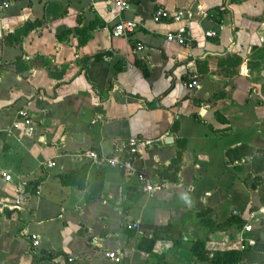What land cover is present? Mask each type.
<instances>
[{
    "label": "crops",
    "instance_id": "crops-1",
    "mask_svg": "<svg viewBox=\"0 0 264 264\" xmlns=\"http://www.w3.org/2000/svg\"><path fill=\"white\" fill-rule=\"evenodd\" d=\"M128 3L0 0V171L10 175H0V264H213L191 256L196 239L219 264H264V0ZM157 6L189 11L188 44L165 40L175 25L152 22ZM120 19L140 25L112 36ZM130 136L150 143L133 170L102 167L96 197L59 183L85 164L91 183L98 166L85 151L110 155ZM138 172L157 188L141 190ZM165 224L177 245L135 248Z\"/></svg>",
    "mask_w": 264,
    "mask_h": 264
},
{
    "label": "built area",
    "instance_id": "built-area-1",
    "mask_svg": "<svg viewBox=\"0 0 264 264\" xmlns=\"http://www.w3.org/2000/svg\"><path fill=\"white\" fill-rule=\"evenodd\" d=\"M113 5L117 8L118 11L125 10L128 6V0H112ZM5 5V4H4ZM190 13L188 10L182 9H168L165 7L157 6L150 13V19L152 22H164V23H172L174 24V28L172 30H168L164 33V38L167 41L175 42L180 45H185L190 42L189 32L183 21L188 19ZM140 25L138 21L133 19H120L116 22L112 29L110 30V34L112 36L119 35H128L133 30ZM264 28V25H263ZM203 35L205 37H215V30H205L203 31ZM261 39L264 40V35H262ZM185 88L189 92H193L199 86V75L196 71L189 72L186 76V79L183 82ZM18 118L21 119L24 128L27 133L31 132L30 119L27 113L24 110H18L16 112ZM16 125V123H14ZM150 140L142 139L135 136H130L127 138H115L111 143V152L110 155L102 154L97 152L93 148H89L85 151V156L89 158L90 162L96 166L104 167L112 170H120L129 172L133 170V162L134 160L141 156L142 149L149 145ZM53 160H48L45 162V166L49 167L53 164ZM0 175L5 179L9 180L10 175L0 171ZM137 180L142 184L141 190L151 192L154 188H157L155 185L148 184L146 182V177L144 172H138L136 174ZM35 193H38L37 186L33 190ZM9 201V200H7ZM19 202V198L16 196L12 200V204L16 205ZM127 227L136 228V223L127 224ZM245 230H249L250 226L246 224L243 226ZM38 237L31 234L30 235V243L32 246H36L38 244ZM104 255L111 259L112 261L119 260V254L114 252H104ZM67 260L70 261L71 257H67Z\"/></svg>",
    "mask_w": 264,
    "mask_h": 264
},
{
    "label": "trees",
    "instance_id": "trees-1",
    "mask_svg": "<svg viewBox=\"0 0 264 264\" xmlns=\"http://www.w3.org/2000/svg\"><path fill=\"white\" fill-rule=\"evenodd\" d=\"M30 25L31 24L29 25L24 24L21 28L17 29V33L26 30V28ZM17 61L18 58L15 60V64ZM142 72L144 74L143 68H142ZM86 171H87V164L82 165L69 172L58 174V180L61 185L75 186L76 188L84 191V197H83L84 201H88L89 199L94 198L99 194L103 183V172H104L103 168L98 166L94 171L92 182L89 183L87 182L86 179ZM159 176L168 177L167 174H164L162 172H160ZM33 183H36V181H34ZM200 223L203 226H206L209 230L212 227H214L212 226L211 222L206 219H200ZM161 237L165 239H170L172 245L178 244L176 240L170 238L171 237L170 225L165 224V225L153 227L152 232L149 233L142 232L135 242V248L140 252L150 253L155 240ZM253 248L261 249L263 247L260 245H254ZM188 250L191 253V256L195 259L201 261H207L213 264H219V259L216 260L213 259V257L216 256V253H212V255H210L211 253L205 250L203 239H196L193 242H191L190 245L188 246Z\"/></svg>",
    "mask_w": 264,
    "mask_h": 264
},
{
    "label": "water",
    "instance_id": "water-1",
    "mask_svg": "<svg viewBox=\"0 0 264 264\" xmlns=\"http://www.w3.org/2000/svg\"><path fill=\"white\" fill-rule=\"evenodd\" d=\"M167 140L171 142V137L167 136V137H165V138L163 139V141H165V142H168Z\"/></svg>",
    "mask_w": 264,
    "mask_h": 264
},
{
    "label": "rangeland",
    "instance_id": "rangeland-1",
    "mask_svg": "<svg viewBox=\"0 0 264 264\" xmlns=\"http://www.w3.org/2000/svg\"><path fill=\"white\" fill-rule=\"evenodd\" d=\"M233 1H237V0H233ZM142 8H144L143 6H141Z\"/></svg>",
    "mask_w": 264,
    "mask_h": 264
}]
</instances>
